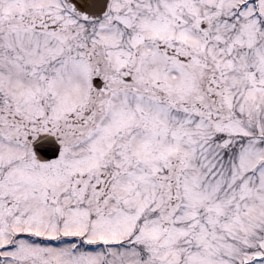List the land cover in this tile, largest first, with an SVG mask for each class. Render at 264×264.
Segmentation results:
<instances>
[{
  "label": "snow or ice",
  "instance_id": "6c2138e0",
  "mask_svg": "<svg viewBox=\"0 0 264 264\" xmlns=\"http://www.w3.org/2000/svg\"><path fill=\"white\" fill-rule=\"evenodd\" d=\"M0 264H264V0H0Z\"/></svg>",
  "mask_w": 264,
  "mask_h": 264
}]
</instances>
